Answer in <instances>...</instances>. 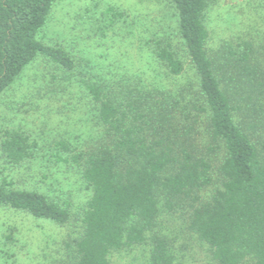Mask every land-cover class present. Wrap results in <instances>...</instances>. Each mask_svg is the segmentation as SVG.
<instances>
[{
  "label": "trees",
  "instance_id": "1",
  "mask_svg": "<svg viewBox=\"0 0 264 264\" xmlns=\"http://www.w3.org/2000/svg\"><path fill=\"white\" fill-rule=\"evenodd\" d=\"M168 1L195 83L171 91L84 77L99 136L79 150L58 142L70 154L57 159L77 166L91 189L72 264H111L114 253L136 249L144 264H179L188 245L179 234L205 246L208 264H264L260 53L251 41L223 43L210 53L205 22L212 0ZM54 2L0 0V95L39 55L75 68L64 48L38 38ZM154 44L166 73L181 75L184 63L171 45L164 39ZM35 146L19 130H5L0 141L13 164L32 156ZM0 205L58 225L71 217L68 202L6 178Z\"/></svg>",
  "mask_w": 264,
  "mask_h": 264
},
{
  "label": "rangeland",
  "instance_id": "2",
  "mask_svg": "<svg viewBox=\"0 0 264 264\" xmlns=\"http://www.w3.org/2000/svg\"><path fill=\"white\" fill-rule=\"evenodd\" d=\"M210 53L223 44L251 41L264 67V6L261 0H212L206 11ZM38 38L61 46L75 68L63 69L37 56L0 95V141L5 130H19L35 142L29 158L7 161L0 149V180L36 190L70 204L64 225L0 205V264H72L73 239L91 189L77 166L63 160L99 136L95 108L82 78L140 81L175 91L195 83L196 74L177 33V15L168 0H55ZM164 39L184 63L179 76L166 73L154 42ZM190 97V96H189ZM188 97V98H189ZM61 156L63 159H57ZM180 236V237H179ZM188 243L179 264H208L205 246ZM111 264H144L139 250L114 253Z\"/></svg>",
  "mask_w": 264,
  "mask_h": 264
}]
</instances>
